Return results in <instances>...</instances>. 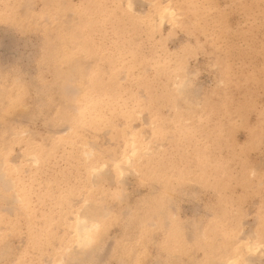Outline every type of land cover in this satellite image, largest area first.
Here are the masks:
<instances>
[{
    "label": "rangeland",
    "instance_id": "1",
    "mask_svg": "<svg viewBox=\"0 0 264 264\" xmlns=\"http://www.w3.org/2000/svg\"><path fill=\"white\" fill-rule=\"evenodd\" d=\"M0 264H264V0H0Z\"/></svg>",
    "mask_w": 264,
    "mask_h": 264
}]
</instances>
